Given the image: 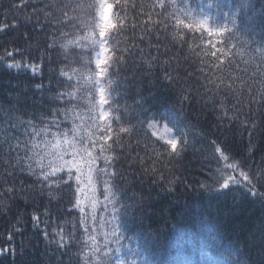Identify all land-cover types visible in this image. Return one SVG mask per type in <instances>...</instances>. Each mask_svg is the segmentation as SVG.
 Listing matches in <instances>:
<instances>
[{"label": "snow or ice", "instance_id": "6c2138e0", "mask_svg": "<svg viewBox=\"0 0 264 264\" xmlns=\"http://www.w3.org/2000/svg\"><path fill=\"white\" fill-rule=\"evenodd\" d=\"M12 8L23 18L0 21V216L14 223L0 264H33L13 242L28 218L41 264H161L160 198L177 210L172 232L199 223L219 238L212 264H264V0Z\"/></svg>", "mask_w": 264, "mask_h": 264}, {"label": "trees", "instance_id": "16d2710c", "mask_svg": "<svg viewBox=\"0 0 264 264\" xmlns=\"http://www.w3.org/2000/svg\"><path fill=\"white\" fill-rule=\"evenodd\" d=\"M19 0H0V21L4 20L7 16V22L11 23L14 17L22 19V15L19 11L12 8L14 3H18ZM139 2V0H137ZM144 3H150L151 0H143ZM26 11H30L27 9ZM243 68V65L240 66ZM19 77L21 81H25L28 74H22L20 72L14 73L13 82H16V77ZM6 79L3 72H0V97L3 95L2 81ZM167 121H160L159 125L166 124ZM45 163L47 161L45 160ZM192 179H203L199 175L198 171H193L189 176V180ZM53 201V207L55 206ZM168 201L166 198H160L156 203V222L155 228L159 229V240L156 245V256L161 261V264H212L213 261L220 260L221 257L218 255L216 244L221 243L219 238L215 241L209 239L210 232L208 230H202L199 223L187 224L180 227L179 231L172 232V225L176 223L173 220V216H177V210L173 209L171 212L166 210ZM207 203V201H205ZM256 216L260 215L259 206H254ZM31 211V209H28ZM42 211V209H41ZM256 217H253L255 219ZM43 219V217H42ZM49 228L60 223L57 219L56 214H53L50 218ZM100 224L97 226L96 236L103 243L102 237L104 233L109 231L110 226L102 227L104 225V213L99 214ZM14 223L13 217L0 216V247H6V233L12 231V224ZM25 236L15 235L13 236V242L19 244L21 241L24 242L30 255L27 259L31 260L33 264H41L44 260L45 242L42 236L35 235V229L30 218L26 224ZM43 227V225H41ZM206 238L209 240L205 242ZM31 241V243H29ZM208 243L210 244L207 247ZM10 259H13L10 257ZM18 264H24L23 261H19Z\"/></svg>", "mask_w": 264, "mask_h": 264}, {"label": "rangeland", "instance_id": "374dc122", "mask_svg": "<svg viewBox=\"0 0 264 264\" xmlns=\"http://www.w3.org/2000/svg\"><path fill=\"white\" fill-rule=\"evenodd\" d=\"M164 125L165 124L158 125V131H159L160 135H166V133L164 132Z\"/></svg>", "mask_w": 264, "mask_h": 264}, {"label": "bare ground", "instance_id": "6f19581e", "mask_svg": "<svg viewBox=\"0 0 264 264\" xmlns=\"http://www.w3.org/2000/svg\"><path fill=\"white\" fill-rule=\"evenodd\" d=\"M208 240H209V239H208V238H206V240H205V242H204V243H206ZM209 246H210V244L208 243L207 247H209Z\"/></svg>", "mask_w": 264, "mask_h": 264}]
</instances>
